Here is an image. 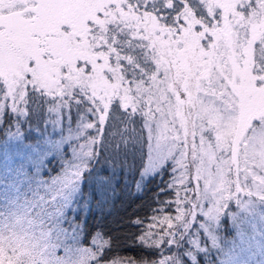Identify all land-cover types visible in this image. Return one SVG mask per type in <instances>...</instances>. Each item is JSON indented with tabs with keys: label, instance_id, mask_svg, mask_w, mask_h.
Masks as SVG:
<instances>
[{
	"label": "snow or ice",
	"instance_id": "6c2138e0",
	"mask_svg": "<svg viewBox=\"0 0 264 264\" xmlns=\"http://www.w3.org/2000/svg\"><path fill=\"white\" fill-rule=\"evenodd\" d=\"M29 88L101 126L138 115L180 184L194 167L172 238L200 200L240 193L242 170L264 197V0H0L2 100L18 111ZM0 264H37L34 245L0 237Z\"/></svg>",
	"mask_w": 264,
	"mask_h": 264
},
{
	"label": "trees",
	"instance_id": "16d2710c",
	"mask_svg": "<svg viewBox=\"0 0 264 264\" xmlns=\"http://www.w3.org/2000/svg\"><path fill=\"white\" fill-rule=\"evenodd\" d=\"M27 92L28 103H19L15 111L2 100L0 89V103L5 105L0 106V224L9 216L13 192L18 191L25 202L32 204L31 198L40 203L27 210L28 218L50 232L56 245L69 246L68 232L62 238L69 226L54 217L56 206L48 203L54 186H49L68 174H79L73 200H80L78 218L70 220L80 239L73 247L89 251L87 264H236L226 263V255L251 248L253 233L246 217L253 219L255 210L248 203L264 212V197L251 175L245 181L243 170L240 173V193L200 200L193 222L192 209L172 238L167 233L176 231V192L195 198V192L184 191L196 186L194 167L190 165L188 183L180 184L174 156L164 155L155 166L150 164L158 147L138 115L125 124L106 121L101 126L85 103L61 107L55 104L58 97L39 96L30 88ZM228 178L236 179L234 172ZM199 183L202 187L203 180ZM166 216L172 219V229L161 223ZM261 248L264 255V245ZM256 264H261L257 254Z\"/></svg>",
	"mask_w": 264,
	"mask_h": 264
},
{
	"label": "rangeland",
	"instance_id": "374dc122",
	"mask_svg": "<svg viewBox=\"0 0 264 264\" xmlns=\"http://www.w3.org/2000/svg\"><path fill=\"white\" fill-rule=\"evenodd\" d=\"M7 104L11 109V99L7 101ZM163 156L164 155H162L161 151L158 149L153 152L151 156L152 161L149 163H153L155 166L156 163H159L158 160ZM255 172L259 175V169H255ZM18 173V171L14 172V176H17ZM79 177V174H68L62 179L51 181L49 186H54L50 190L48 200L49 204L54 203L56 206L54 217H57V220H60L61 222L62 219L63 221L66 220L68 225L73 223L72 219L70 220V217L74 216V209L76 206L71 208V213L67 212V209L69 208L70 203L74 200L76 189L80 185L81 180ZM72 187H75V189H72ZM31 189L32 188L29 190ZM13 193L16 196L14 197L9 216L5 218L2 224H0V237L7 238L15 233L16 235L26 238L34 245L38 264H87L89 251H84V248L81 247H73L74 244H80V239L76 232H74L70 238L67 235V239L69 240L67 244H69V246L60 247V244L62 243H59V246L56 245L50 232H47V230L44 231L41 224L31 221L27 216V210L31 208L32 204L34 206H40L39 201L29 198L32 203L30 204L25 202V196L21 194V192L16 191ZM248 206L255 210L253 219H249L248 216L246 217L251 225L253 233L252 237L249 239L251 242V248H240L238 252L227 254L226 257L229 260H227L226 263L233 262L239 264L240 262L247 260V264H256L257 254L259 262L264 264V255L261 248L262 245H264V212L255 209L251 202L248 203ZM195 210L196 208L193 209L194 213L189 218L190 224L193 222L194 214L197 212ZM201 211L202 210H199L198 212L200 213ZM214 212L216 211H213L212 213ZM71 230L75 231L74 229ZM67 231L68 228L64 230L62 238H64Z\"/></svg>",
	"mask_w": 264,
	"mask_h": 264
}]
</instances>
